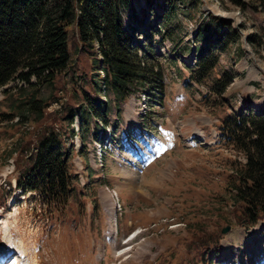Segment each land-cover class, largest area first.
<instances>
[{"label": "rangeland", "instance_id": "1", "mask_svg": "<svg viewBox=\"0 0 264 264\" xmlns=\"http://www.w3.org/2000/svg\"><path fill=\"white\" fill-rule=\"evenodd\" d=\"M131 3L134 18L125 20V28L160 73L153 77L161 87H149L145 101L140 93L112 111L114 134L102 158L92 142L97 141L93 127L83 133L78 129L76 138L68 118L67 110L80 105L82 91L94 95L83 79L91 76L90 59L83 53L73 56L72 72L69 66L56 77L43 118L0 122V202L35 141L49 130L58 132L70 149V171L86 182L65 205L50 211L35 194L12 191L0 208V262L3 250L13 248L19 264H154L162 253L179 251L159 264H264V220L243 229L233 216L236 171L244 155L219 131L228 115L264 108L261 0H205L193 13L164 0ZM218 14L229 24L219 30L228 40L224 49L216 48L219 34L213 32ZM199 52L207 60L214 56L217 64L197 81ZM226 72L231 80L217 93L215 81ZM25 86L15 81L0 88V113L18 112L19 89ZM197 222L210 237H221L216 254L208 247L204 260L195 256L186 237L185 224ZM226 225L230 230L222 234ZM187 248L191 254L183 253Z\"/></svg>", "mask_w": 264, "mask_h": 264}, {"label": "trees", "instance_id": "2", "mask_svg": "<svg viewBox=\"0 0 264 264\" xmlns=\"http://www.w3.org/2000/svg\"><path fill=\"white\" fill-rule=\"evenodd\" d=\"M164 1L171 2L172 8L180 3L192 13L201 2ZM258 9L264 12V0ZM129 18H134L131 0H0V87L15 81L27 84L19 89L18 112L0 113V122L18 117L21 122L34 123L43 118L55 90L56 77L72 66L71 60L77 53L90 59L91 76L83 79L90 82L94 94L82 91L80 105L67 110L69 120L77 116L82 133L88 132L90 125L93 131L98 130V124L103 128L112 109L120 107L129 95L148 86L160 88L159 79H154L160 73L140 54L132 42V34L125 28V20ZM213 23V32L219 34L216 48L224 49L228 40L219 30L229 24L218 17ZM247 39L251 44L254 42L253 36ZM201 53L197 75L193 77L197 81L217 64L214 56L207 60ZM70 69L72 72L74 66ZM31 78L35 81L31 82ZM230 80L231 75L224 73L215 81L213 90L222 93ZM8 91L5 89V94ZM9 105L14 108L13 103ZM220 130L226 142L245 158L236 171L233 216L238 225L247 228L264 218V108L256 113L228 115ZM71 132L73 135V128ZM64 143L58 132H43L16 176L17 188L36 192L47 211L51 206L65 205L76 190L75 176L70 172V151ZM188 224L185 236L192 243L189 245H193L192 252L204 260L205 245L215 242L217 236L207 235L201 223ZM188 251L189 248L183 253ZM180 252L162 253L155 263L176 257ZM198 263L195 260L191 264Z\"/></svg>", "mask_w": 264, "mask_h": 264}, {"label": "water", "instance_id": "3", "mask_svg": "<svg viewBox=\"0 0 264 264\" xmlns=\"http://www.w3.org/2000/svg\"><path fill=\"white\" fill-rule=\"evenodd\" d=\"M228 229H229V226H226V227H224V228H222V233H226L227 231H228Z\"/></svg>", "mask_w": 264, "mask_h": 264}, {"label": "bare ground", "instance_id": "4", "mask_svg": "<svg viewBox=\"0 0 264 264\" xmlns=\"http://www.w3.org/2000/svg\"><path fill=\"white\" fill-rule=\"evenodd\" d=\"M14 259H15V258H14ZM14 259H13V263L18 264V261H17V262H14Z\"/></svg>", "mask_w": 264, "mask_h": 264}]
</instances>
